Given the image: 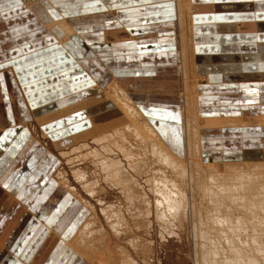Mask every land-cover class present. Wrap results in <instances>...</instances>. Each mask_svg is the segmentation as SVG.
<instances>
[{
  "label": "crops",
  "instance_id": "obj_1",
  "mask_svg": "<svg viewBox=\"0 0 264 264\" xmlns=\"http://www.w3.org/2000/svg\"><path fill=\"white\" fill-rule=\"evenodd\" d=\"M2 7L0 240L5 239V247L0 248V264H92L69 246L91 210L54 180L63 163L55 143L64 147L71 136L90 129L89 114L112 118V106L101 98L91 112L81 107L42 124L34 121V112L54 102L64 108L81 99L89 100L94 94L90 90L97 84L106 86L114 77L133 94L165 143L174 152L184 151L176 5L171 0H135L114 9V13L92 9L88 13L92 16L75 20L79 35L64 44L34 16L24 0L12 5L4 0ZM261 13L264 6L253 0H193L201 119L264 116ZM140 34L147 37L135 39ZM20 87H24L25 95ZM95 92L103 97L100 89ZM31 121L39 134L46 135L45 140L35 139L26 124ZM231 126L211 128L203 134L207 155L222 160L240 155L264 158V129ZM57 224H63L62 228Z\"/></svg>",
  "mask_w": 264,
  "mask_h": 264
},
{
  "label": "bare ground",
  "instance_id": "obj_2",
  "mask_svg": "<svg viewBox=\"0 0 264 264\" xmlns=\"http://www.w3.org/2000/svg\"><path fill=\"white\" fill-rule=\"evenodd\" d=\"M134 1L135 0H24V3L34 16L42 20V23L46 25L49 31L57 35L59 43L64 44V42L79 35V32L74 25L75 20L81 17L85 18V16H92L88 14L92 9L96 10L95 8H98L100 11L104 10L102 13L106 12L107 14V12H113L114 9L118 10L122 5L131 4ZM142 1L145 2L147 0ZM172 1L176 5L178 20L177 29H180V61H178V71L180 72V83L182 86L179 100L181 102L180 109H182L181 115H183L182 129L185 144L184 151L180 153L174 152L175 150L173 151L170 146L165 143L159 132L143 115L138 103L135 102L133 94L127 90V87L122 85L119 79L113 77L114 79L112 78L106 86L96 83L97 86L95 85L96 87L90 90L91 93H94L91 97L97 96L98 101L101 98L106 99V101L112 106L111 109L113 112L110 111L112 118L105 116L106 118L102 119L93 117L92 114H89L92 123L90 129L71 136L69 142L64 147L59 146L60 142L55 143V147H59L58 151L63 163L55 173L56 179L54 180H57L58 183H61L60 185H63L66 189L74 192L83 204L87 205L91 210L84 224L70 239L69 246H71L80 257L88 262L90 261L92 264H137V260L133 258V251L129 248L130 246H133L136 249L135 252L138 253V255L142 254L141 251L145 252V254L147 253L149 240H139V236H133L132 239H128L126 242V244L129 245L128 247L125 245L122 246L120 243L116 245L113 244L112 246L110 242V233L105 228L103 219L105 220L106 225L111 227L112 231L117 232L118 229L121 228V231L128 236V229L131 226L130 218L128 216L129 213H131L130 204L133 203H130L128 206L126 202L127 206L124 209L120 200H114L111 202L104 197V195L108 193V189L102 185L103 183L101 179L104 178L107 183L109 182L112 185H117L120 189L123 188L122 192L125 198L128 191H132L137 195L139 191H136L135 188L137 186L139 187L138 189L141 188L140 194H138V197H135L139 198L137 201L138 203L136 202V204H140L139 210L142 212H139V215L136 214L137 217H131V219L134 218L133 225H135L136 228H131L132 230L130 231L141 232L143 222L140 221L144 219V223L149 224V231H151L152 225L157 224L159 226L160 235L163 239H168V237H173L174 235L180 236L181 238V230L180 232H176L171 227L172 221H180L183 228H181L182 232H189L186 226V221L192 218L195 219L194 228H192L194 232L193 234L195 237H201L203 240H200L199 244L197 243L198 247L201 248V250L198 251L199 256H197L204 264L206 262V264H208V262L209 264H264V238L260 239L256 234L254 235L255 238L253 237V240L251 241L244 240V238L238 239L239 237L236 235L238 233V227L244 225V223L242 222L241 224L238 217H235L234 214L228 213L230 208L227 207V210H222L223 200L227 198L231 199L232 204L234 199L237 203L238 199L235 198V194L238 195L242 186H245L246 188V184L251 185V183H254L255 181H263L264 184V158L229 161L227 159H208V157L205 156V153L208 151H206L207 149L204 143H202L204 139L203 134H206L211 128L223 129L225 127H232L231 125L236 127H248L254 125V127L258 126L263 130L264 118L263 116L248 119L218 118L207 120L200 118L197 100V82L199 76L195 71L196 57L194 54L195 44L193 42V0H171V2ZM73 14H75V17H73ZM142 35L143 34L136 35L135 39L143 40L144 37ZM20 89L23 92L22 94L25 95L26 91L24 90V87H20ZM99 89L102 91L103 97L96 94L95 91ZM62 92H64V90H62ZM54 103L52 106L56 107L57 105ZM95 105L98 104H90L85 102L84 99H81L80 101L61 108L62 111L60 114L66 113L67 115L73 111L81 109V107H85L88 109V112H91V109L95 110L97 108ZM52 106L45 107V110L37 109L34 112V115H37L34 121L42 124L44 118L42 116H46L48 113H46V111ZM57 116L58 114H56L55 117L53 114L49 117L57 119ZM51 118H44L46 121L45 123L52 121ZM34 121L26 124L36 136L35 139L37 138L36 140L38 141L39 137L33 132L35 128ZM123 131H126L130 138L125 134L124 137L119 139H123L124 143L127 142L125 145H128V149L125 153V159L130 162L131 165L135 166L133 163H136V161L134 160H137L136 157H139V153L141 152L140 149L142 148L144 151L151 153L153 157L158 158V163L164 168V170L162 171L160 166H158L159 168L156 167L157 171L154 172L155 174L152 173L154 174V177H147L144 182H141V178L145 175H142L143 173L133 180L127 177V175H124V168L122 164L119 163L120 159L111 158V152L113 149L116 150L120 146L115 143H112V145L114 144L117 148L110 145L112 142L111 140H113L111 138L123 135ZM89 136L92 140L94 139L95 142L105 148L103 149L105 150V152L103 151L105 154H101V152H99L100 149L98 150L97 147L93 148L88 146L90 145V142H94L92 140L88 144L85 142L81 145L79 144L81 146L79 148L76 147L78 140ZM201 137L202 139L200 140ZM123 149L124 148H122V152ZM144 151L143 154H145ZM141 157L143 158V156ZM68 167L73 174L76 175L78 184L87 191L89 199L82 195L81 189H78L77 186L70 183ZM140 169H142V166ZM44 170H46V168ZM148 174L149 173L146 175ZM160 174H162V177L157 176ZM232 185H234V188L238 189V191H235L237 193H234V195L231 193ZM1 191L4 192V195L7 193L6 191ZM94 198L97 199L96 202L99 203L102 217L97 210V204L91 201V199L94 200ZM129 199L132 200L131 194ZM231 201H229V203ZM233 205L235 207V204ZM246 210L247 209L245 208V211ZM126 213H128L127 216ZM138 217L141 218L140 221H138ZM259 232L263 233L264 231ZM4 242L5 239L0 240V248L5 247ZM1 255H3V253Z\"/></svg>",
  "mask_w": 264,
  "mask_h": 264
},
{
  "label": "rangeland",
  "instance_id": "obj_3",
  "mask_svg": "<svg viewBox=\"0 0 264 264\" xmlns=\"http://www.w3.org/2000/svg\"><path fill=\"white\" fill-rule=\"evenodd\" d=\"M36 22H37V18H36ZM176 26L178 27V20L176 22ZM40 30L38 29V26L36 25V33H38ZM144 38L147 37V35L143 34L142 35ZM97 100V96L95 97H90L89 100H84L85 102L87 103H90V104H98V105H95L96 107H98L100 105V103L97 101H94V100ZM83 100V99H82ZM61 108L59 109V107H51L49 108L46 113L47 115L46 116H42L44 118H51L49 116H52L54 114V117L56 114H58V117H61V116H66V113H63V114H60L61 112ZM200 115V114H199ZM37 117V115H35ZM43 118V123H45V119ZM264 118V116H263ZM51 120H53L51 118ZM39 124V123H38ZM37 127L35 126L33 132L36 133L38 140H45L46 139V135L43 134H39L38 131H37ZM124 134L123 135H119L115 138H111L113 140H111L112 142L110 143V145H112V143H115L116 145H119L120 147L117 148L114 144L112 145V147L114 146L115 148H117L116 150L113 149V151L111 152L112 156L111 158H114V159H120L119 163L122 164L123 168H124V175H127V177H129L130 179H136L137 177H139L142 173V175H144V177L141 178V182H144L145 179L148 177H154V172L157 171V168H159L158 166L161 167V165H159L158 163V158L156 157H153L151 153H148L146 151H144L142 148L140 149V155L143 156V158L139 155V157H136L137 160H134L136 161V163H133L135 166L131 165L130 162H128L126 159H125V153L127 152L126 150L128 149L127 146L125 144H127L126 140L124 143L123 139H119V138H122L124 137L125 134H127L126 131H123ZM128 135V134H127ZM129 136V135H128ZM118 138V139H117ZM130 138V136H129ZM132 138V136H131ZM125 139V138H124ZM202 139V137L200 138V140ZM89 140V141H87ZM92 140V138L89 136V137H86V138H81L80 140L77 141V144H76V147L79 148L81 147L80 145L82 143H86L88 144L90 141ZM121 143H120V141ZM92 141L94 142H90L88 146H91V147H97L99 152H101V154H105V149L103 146H100L97 142H95V140L93 139ZM80 142V143H78ZM120 143V144H119ZM80 144V145H79ZM93 144V145H92ZM98 144V145H97ZM108 144V143H107ZM78 145V146H77ZM123 145V146H122ZM122 146V147H121ZM125 146V147H124ZM122 148L123 149V152H122ZM110 149V148H109ZM125 150V151H124ZM145 154H143V151ZM104 151V152H103ZM110 153V152H109ZM122 153V154H121ZM147 155V156H146ZM102 156H105V155H102ZM205 156L208 157V159H212L211 155H207V153H205ZM148 160H146V158ZM184 157V155H183ZM141 158L142 159V162H141ZM145 158V159H144ZM186 158V157H185ZM254 158H262V157H255ZM254 158L252 157H248V156H244V155H240V157H237L236 159L234 160H240V159H252L254 160ZM146 160V161H145ZM228 161L229 160H233V159H227ZM138 162V164H137ZM142 163V165H141ZM264 164V163H263ZM89 165V163H88ZM142 166V169L141 166ZM138 166V167H137ZM264 166V165H263ZM145 167V168H143ZM151 167V168H150ZM154 167V169H153ZM133 168V169H132ZM162 168V167H161ZM68 174L70 175V183L74 184L75 186H77L78 189H81L82 191V195L87 197L89 199V195L87 193V191H85V189L82 188V186L80 184H78V181L76 180V175L73 174V172L71 171V169L68 167ZM127 169V171H126ZM140 169V170H139ZM144 169V170H143ZM142 170V172H141ZM146 170V171H145ZM153 170V171H151ZM164 170V168H162V171ZM139 171V172H138ZM141 172V173H140ZM166 172V171H165ZM163 172V173H165ZM147 173H149L148 175H146ZM154 173V174H152ZM168 173V172H166ZM259 175V174H257ZM158 177H162V174L160 175H157ZM256 176V174H255ZM72 177V178H71ZM135 177V178H134ZM143 179V180H142ZM102 180V185L106 187V189H108V193L106 195H104V197H106L109 201H114V200H120V202L122 203V206H124V209L126 208V202L129 206L130 203H133V204H130L131 206V213H129V218H130V228L128 229V233L129 235L126 236L125 233L123 231H121V228L118 229V231H112L111 227L107 226L106 223H105V220L103 219V223L105 224V228L107 229V231L110 233V239H111V244L113 246L116 245V244H119L122 245V246H126L128 247L129 245L126 244L127 240L128 239H132L133 236H139L140 239L139 240H143V241H147L149 240V248L147 250V253L145 254V252L141 251L142 254H139L136 253V249L133 247V246H130L129 248L132 249L133 251V258L136 261L137 264H204L203 261L198 257V251L201 250L200 247H198V244H199V241L202 240L201 237H195V235L193 234V230L192 228H194V220L195 219H188L186 221V226H187V229L189 230V232H186V231H183L182 232V226H181V223L180 221L178 222L177 220H174L172 221V225L171 227L176 231V232H180L181 230V238L180 236H177V235H174L173 237H168V239H163L160 235V230H159V226L156 224V225H152V229L151 231H149V224H145L144 223V219L141 220L140 217H138V221L140 222H143V227L141 226L142 230L141 232H134V231H130L132 230L131 228H136L134 224V218L131 219V217H137V215H139L138 213L139 212H142L141 210H139V206L140 204H136V202L138 201L139 198L138 197V194H140V189H138L139 187L137 185H134V186H137L135 188L136 191H139L137 195H135V193H133L132 191H128L127 194H126V198L124 197V194H123V188L120 189L118 188V186L116 185H112L107 183V181H105V179H101ZM131 180V182H132ZM233 181V180H232ZM234 182V181H233ZM259 183V184H258ZM110 186V187H109ZM232 189H231V193L232 195H234V193H237L235 191H238L237 188H234V185L231 186ZM262 187V188H261ZM117 190H116V189ZM120 190V191H119ZM110 191V192H109ZM142 191V190H141ZM149 191V190H148ZM264 184H263V181L260 182V181H255L254 183H251V185H247L246 184V188L245 186H242V189L239 190V193L238 195L235 194V198H237V203L234 199L233 201V204H235V207L234 205L232 204V201L231 199L227 198L225 200H223V207H222V210L225 211L227 210L228 208H230L228 210V213H231V214H234L235 217H238L241 224L242 222L244 223V225H241L240 227H238V233L236 234L239 238L238 239H243L244 240H253V237L254 235H258V237L261 239V238H264L262 236H264V232L263 233H260L259 231H264ZM116 192V193H115ZM120 192V193H118ZM244 192V193H243ZM260 192V193H259ZM87 193V194H86ZM122 193V194H121ZM132 196V200L129 199V196L130 194ZM137 193V192H136ZM240 194V195H239ZM134 195V196H133ZM137 196V197H135ZM102 197V196H101ZM114 197V198H113ZM244 197V198H243ZM119 198V199H118ZM250 198V199H249ZM93 199V198H92ZM91 201L95 204H97V210L99 211V214L101 215L102 217V214H101V211H100V207H99V203H97V199L94 198V200ZM126 201H125V200ZM245 199V200H244ZM247 200V201H246ZM226 201V203H225ZM228 201V202H227ZM229 201H231L229 203ZM235 202V203H234ZM108 203V202H107ZM125 203V204H124ZM138 203V202H137ZM225 203V204H224ZM233 206H231V205ZM238 204V205H237ZM211 206V205H210ZM246 206V207H245ZM202 207V205H201ZM228 207V208H227ZM258 209H257V208ZM245 208L248 210L245 211ZM261 208V209H260ZM135 209V210H134ZM260 209V210H259ZM133 211V212H132ZM135 211V212H134ZM248 212V213H247ZM253 214H251V213ZM257 212V213H256ZM128 213H126V216H127ZM137 214V215H136ZM210 214V213H209ZM239 214V215H237ZM260 214V215H258ZM262 214V216H261ZM132 215V216H131ZM134 215V216H133ZM248 216V217H247ZM254 216V217H253ZM251 217V218H250ZM250 219V220H249ZM263 220V222H262ZM154 222H155V219H154ZM192 225V227H191ZM249 225V226H248ZM253 225V226H252ZM145 226V227H144ZM177 227V228H175ZM250 227V228H249ZM140 228V227H139ZM182 228V229H181ZM144 229V230H143ZM251 232V233H250ZM124 233V234H123ZM140 233V234H139ZM137 234V235H136ZM193 234V235H192ZM263 234V235H262ZM123 235V236H122ZM168 235V234H166ZM235 235V237H236ZM251 235V236H250ZM120 236V237H119ZM169 236V235H168ZM233 236V235H232ZM127 237V239H126ZM142 237V238H141ZM220 238V237H219ZM250 238V239H249ZM255 238V237H254ZM195 239V240H194ZM222 239V238H220ZM197 240V241H196ZM142 241V242H143ZM195 241V242H194ZM203 241V240H202ZM205 241V239H204ZM222 241V240H221ZM117 242V243H116ZM194 242V243H193ZM227 242V241H226ZM147 243V242H146ZM198 243V244H197ZM146 248V247H145ZM150 250V251H149ZM195 253V254H194ZM198 255V256H197ZM139 261V262H138ZM201 261V262H199ZM207 263V262H206ZM205 263V264H206ZM209 264V262H208Z\"/></svg>",
  "mask_w": 264,
  "mask_h": 264
},
{
  "label": "snow or ice",
  "instance_id": "obj_4",
  "mask_svg": "<svg viewBox=\"0 0 264 264\" xmlns=\"http://www.w3.org/2000/svg\"><path fill=\"white\" fill-rule=\"evenodd\" d=\"M7 2L12 5V4H15V3H18L19 0H7ZM253 2H258L259 4H261L262 6H264V0H253ZM4 3V0H0V15L3 14V5ZM260 19L264 20V13H261L259 14V17ZM0 67H2V65H0Z\"/></svg>",
  "mask_w": 264,
  "mask_h": 264
}]
</instances>
